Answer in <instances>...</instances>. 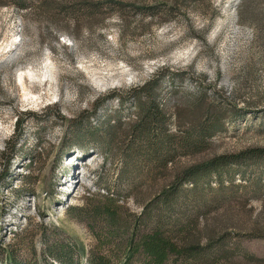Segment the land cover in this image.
Segmentation results:
<instances>
[{
    "label": "rangeland",
    "instance_id": "1",
    "mask_svg": "<svg viewBox=\"0 0 264 264\" xmlns=\"http://www.w3.org/2000/svg\"><path fill=\"white\" fill-rule=\"evenodd\" d=\"M62 1L23 9L0 0V264H12L10 249L22 264H59L48 253L56 244L89 264L99 240L68 209L102 203L98 194L109 187L124 195L117 158L106 161L94 141L69 147L99 101L104 105L93 126L114 113L127 128L136 120L132 90L159 79L169 113L188 107L189 96L206 95L227 115L210 150L179 159L169 175L119 199L117 242L142 229L146 207L172 186L175 167L182 172L218 156L264 150V0H195L169 18L139 10L175 0H97L120 9L78 18L60 11ZM220 180L237 198L201 220L200 229L207 223L231 249L264 259V156L230 164L210 181L211 189ZM105 255L110 264L124 262Z\"/></svg>",
    "mask_w": 264,
    "mask_h": 264
},
{
    "label": "trees",
    "instance_id": "2",
    "mask_svg": "<svg viewBox=\"0 0 264 264\" xmlns=\"http://www.w3.org/2000/svg\"><path fill=\"white\" fill-rule=\"evenodd\" d=\"M48 1L14 0V3L19 8L27 9L34 5L43 6ZM190 1L195 0H175L174 4L164 2L143 8V12H139L151 17L169 18L177 13L181 4ZM56 5L61 8V12L75 18L82 13L92 17L99 14L103 17L104 10L111 7L120 9V4L99 3L97 0H63ZM172 79L180 82L182 76L175 75ZM160 84L159 79L151 80L132 90L128 98L133 101L135 111L130 116L136 117V120L130 119L127 128L123 127L126 119L114 113H107L104 119L98 120V125L93 126L91 118L96 116L99 119V109H96L104 105L99 101L101 104L97 103L91 117L88 116L86 126L77 129L80 133L77 132L74 144L69 146L83 149L86 143L92 144L94 141L95 150L103 154L106 161L117 158L121 162V167L117 170L118 184L120 188H124V195L135 192L150 180L153 183L159 176L165 177V173L169 175V166L176 164L179 159H193L207 152L212 148L210 142L214 135L224 131L223 124L227 115L215 101L210 103L206 95L189 96L188 107H175L169 113L168 107L162 104L158 95ZM22 124L23 120L18 127L21 128ZM68 148L64 149L63 155L68 152ZM263 156L264 150L255 149L230 157L218 156L207 164L201 163L182 172H175V167L170 175L174 183L168 191L162 193L163 197L148 207L149 210L146 207L140 220L142 229L136 227L133 240L126 243H118L114 239L116 229L120 226V208L117 202L124 197L123 194L109 187L105 195L98 194L102 203L88 204V209L70 207L69 212L85 220L94 238L99 240V246L90 252L89 264H110L106 253L124 260L120 264H264V259L252 253L238 248L231 249L228 238L224 235L214 236L215 229H209L207 223L200 229L201 220L207 221L212 213L223 208L224 203L237 198L232 186L224 188L220 180L218 187L211 189L210 181L221 175L230 164L244 165ZM28 161L30 162L29 158ZM130 228L127 225L128 231ZM203 240H206L205 244H201ZM54 247L48 253L59 264L82 263L74 255V249L72 251L68 246L57 244ZM9 256L13 260L12 264H22L16 261L15 252L11 249Z\"/></svg>",
    "mask_w": 264,
    "mask_h": 264
}]
</instances>
